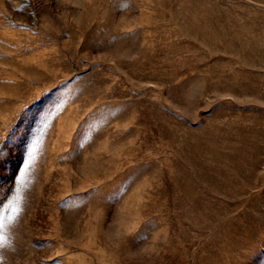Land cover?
<instances>
[{"label":"rangeland","instance_id":"1","mask_svg":"<svg viewBox=\"0 0 264 264\" xmlns=\"http://www.w3.org/2000/svg\"><path fill=\"white\" fill-rule=\"evenodd\" d=\"M0 264H264V0H0Z\"/></svg>","mask_w":264,"mask_h":264}]
</instances>
